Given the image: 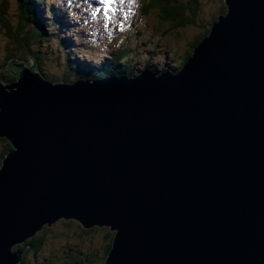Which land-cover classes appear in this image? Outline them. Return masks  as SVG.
I'll return each mask as SVG.
<instances>
[{"label":"water","instance_id":"1","mask_svg":"<svg viewBox=\"0 0 264 264\" xmlns=\"http://www.w3.org/2000/svg\"><path fill=\"white\" fill-rule=\"evenodd\" d=\"M177 74L0 82V264L60 221L105 264H264V0H226Z\"/></svg>","mask_w":264,"mask_h":264},{"label":"trees","instance_id":"2","mask_svg":"<svg viewBox=\"0 0 264 264\" xmlns=\"http://www.w3.org/2000/svg\"><path fill=\"white\" fill-rule=\"evenodd\" d=\"M7 1L3 0L2 4H0V37L7 38L9 36L10 41L7 42L10 47L5 48L1 54L0 81L6 84H12L16 81V78L7 71V63L13 60L18 62L29 60V62L36 63L38 71L46 80L56 83L59 80L58 76H53L46 72L45 64H47V60L45 54L41 52V47L42 44L50 42L56 37H61L59 34L61 31L57 30L58 27L66 29L67 32L72 31L70 26L64 23L69 9H62L52 3V0H15L20 5L21 15L18 27H13V24L3 16L8 8ZM49 1L51 2L50 5L48 4ZM208 1L211 2L212 0H142L144 2L143 12L145 16L155 14L160 31L158 34L160 35L158 48L147 52L145 56L139 59L130 60L129 51L131 52V49L125 45L112 53L111 56L108 55L105 61L96 62L89 58V56H92L90 48L81 44L79 48H76V58L69 60L67 63L69 71L64 75V80L72 82L70 79L72 74L75 76L73 81L80 79L93 81L108 78H132L147 70L158 75L178 73L183 70L188 60L193 56L196 46L209 34L211 26L217 22L220 16L227 13L226 0H218L216 4L211 2V5L208 4ZM47 7L48 9H46ZM213 9L215 11L210 12ZM186 31L190 33L187 37L185 35ZM171 40L177 46V48L173 46L176 50L174 56H179L180 65H174L172 60L169 59H166L165 62H155L153 57L161 52L162 47H164L162 43H171ZM61 42L65 48L71 47L72 42L68 41V39H63ZM181 43L183 45H180ZM33 46H37L39 50H36ZM184 46L186 47L185 49L183 48ZM138 60L145 62L140 63ZM2 140L6 142V147L0 155V167L3 159L12 151L11 144L5 139ZM76 223L78 222L60 221L57 224H62L67 228L78 226L79 231L74 236L84 244L88 241V236L99 234L102 240V248L74 254L65 263L105 264L112 248L115 234L107 227H94L87 230L81 224L78 223L79 225H76ZM54 226L46 227L44 231L28 241L27 244L30 249L22 257L24 261L21 264H27L26 259L30 255L37 256L40 254L46 244V240L49 238L48 234ZM97 254L99 258L96 256Z\"/></svg>","mask_w":264,"mask_h":264},{"label":"rangeland","instance_id":"3","mask_svg":"<svg viewBox=\"0 0 264 264\" xmlns=\"http://www.w3.org/2000/svg\"><path fill=\"white\" fill-rule=\"evenodd\" d=\"M2 1L3 0H0V4ZM72 1L75 5H80L82 2V0ZM216 1L218 0H212L211 2L212 4H216ZM7 2L8 8L3 16L7 21L9 20L13 24V27H18L21 15L20 5L15 0H8ZM211 2L208 1V4ZM50 3L51 2L49 1L48 4L50 5ZM64 4V2H61V7H64ZM96 7H100V5L89 6L82 11L78 8L74 9V14H71L72 18L70 19H73L74 16V19L76 20L75 27L76 29L79 27V30L71 31L69 34H67V32H59L61 37H56L54 40L42 44L41 52L45 54L47 60V64H45L46 72L53 76H58L59 80L57 82H66L64 80V75L69 71L67 63L69 60L76 58V48H79L81 44L83 45L86 43V47L91 46L88 47L92 53V56H89V58L96 62H100V59L105 61L108 55L111 56L112 53L125 45L131 49V52L129 51L130 60L139 59L145 56L147 52L158 48V41H160L158 34L160 31L155 19V14L145 16V13L143 12L144 2H142V0H135V2L131 4L127 2L123 5L118 2L114 4L113 8L115 13L114 15L110 13L112 18L107 22V27H105V20L102 14L93 15V11ZM46 9H48V7ZM214 11L215 9L210 12ZM125 16H127V19H125ZM58 29H61V27ZM188 34H190L189 31H186V37ZM64 38L72 39L71 47L64 48L62 46L60 40L62 41ZM9 39V36L7 38L0 37V58L5 48L10 47L7 42L10 41ZM162 45L164 47H162L160 53L153 57L154 61L160 63L169 59L172 60L174 65H180L179 56H174L176 51L175 48H177V46L174 45V42L171 40V43L165 42L162 43ZM180 45H183V43ZM33 47L36 50H39L37 46ZM183 48L185 49L186 47L184 46ZM25 62H29V60ZM138 62L142 63L145 61L138 60ZM9 63H7L6 69L8 68ZM30 63L37 68L36 63ZM74 78L75 76L72 74V76H70L72 82ZM5 147L6 142L0 139V155ZM77 224L78 223H76V225ZM78 231V226L67 228L62 224L55 225L54 228H52V231L48 234L49 238L46 240L43 250L37 256L30 255L28 259H26L27 264H63V262L66 264L65 262L67 259L74 254L86 250L89 251L102 248V240L99 234L88 236V241L84 244L78 241L74 236ZM96 256L98 257V254ZM23 261L24 259L22 258L21 263Z\"/></svg>","mask_w":264,"mask_h":264},{"label":"snow or ice","instance_id":"4","mask_svg":"<svg viewBox=\"0 0 264 264\" xmlns=\"http://www.w3.org/2000/svg\"><path fill=\"white\" fill-rule=\"evenodd\" d=\"M119 3L123 5L124 3H134L135 0H96V3L100 5V7H96L93 11V15L102 14L105 20V27H107V22L111 20L112 16L110 13L114 15L115 10L113 8V5L116 3ZM125 19H127V16H125Z\"/></svg>","mask_w":264,"mask_h":264},{"label":"clouds","instance_id":"5","mask_svg":"<svg viewBox=\"0 0 264 264\" xmlns=\"http://www.w3.org/2000/svg\"><path fill=\"white\" fill-rule=\"evenodd\" d=\"M66 19H67V16H66ZM66 19L64 20V23H66ZM59 28V27H58ZM58 30H60L61 32H67L66 31V29H64V28H61V29H58ZM63 38V37H62ZM64 40H67V38H64ZM70 42H71V40H70ZM60 43L62 44V46L65 48V46H64V44L61 42V40H60ZM101 60V59H100ZM101 61H103V60H101ZM165 74H168V73H165ZM170 74H173L174 75V73H170ZM175 74H177V73H175ZM158 75V74H157ZM160 75H162V74H160ZM139 76V75H138ZM138 76H136V77H138ZM127 78V77H126ZM133 78H135V77H133ZM109 79V78H108ZM80 80H82V79H80ZM103 80V79H102ZM74 81H78V80H74ZM73 81V82H74ZM82 81H91V80H82ZM93 81H97V80H93ZM64 83H69V82H64ZM70 84H73L72 82L70 83Z\"/></svg>","mask_w":264,"mask_h":264},{"label":"bare ground","instance_id":"6","mask_svg":"<svg viewBox=\"0 0 264 264\" xmlns=\"http://www.w3.org/2000/svg\"><path fill=\"white\" fill-rule=\"evenodd\" d=\"M48 1V0H47ZM3 2V1H2ZM2 4V3H1ZM211 4V3H210ZM138 8V7H137ZM211 11V10H210ZM207 13V12H206ZM130 24V23H129ZM141 28V27H140ZM202 29V28H201ZM206 31V30H205ZM175 32V31H174ZM140 34V33H139ZM92 35V34H91ZM138 35V34H137ZM189 35V34H188ZM160 36V35H159ZM129 38V37H128ZM148 40V39H147ZM116 41V40H115ZM199 43V42H198ZM132 44V43H131ZM127 46V45H126ZM126 49V48H125ZM157 49V48H156ZM189 49V48H188ZM184 52V51H183ZM177 53V52H176ZM162 54V53H161ZM150 55V54H149ZM171 57V56H170ZM123 63V62H122ZM178 63V62H177ZM184 67V66H183ZM55 70V68H54ZM109 73V72H108ZM55 260V259H54ZM51 261V260H50Z\"/></svg>","mask_w":264,"mask_h":264}]
</instances>
